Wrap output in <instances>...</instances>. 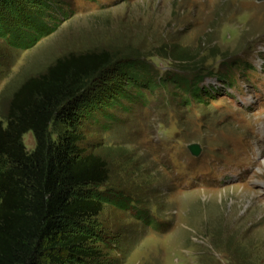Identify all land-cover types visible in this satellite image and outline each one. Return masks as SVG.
<instances>
[{
    "label": "rangeland",
    "instance_id": "1",
    "mask_svg": "<svg viewBox=\"0 0 264 264\" xmlns=\"http://www.w3.org/2000/svg\"><path fill=\"white\" fill-rule=\"evenodd\" d=\"M13 2L9 11L0 6V26L20 28L24 43L0 35L2 118L18 89L57 59L116 58L86 89L85 101L98 110L77 129L80 149L100 156L110 172L99 191L133 203L129 210L105 204L81 223L93 235L88 249L100 255L73 263L264 264V0ZM33 18L48 32L29 43ZM126 60L144 61L153 79L201 76L199 88L215 99L204 95L206 106L185 94L184 107L170 84L141 85L137 99L127 85L135 71L119 64ZM60 129L51 126L52 141ZM22 143L27 152L35 148L31 133Z\"/></svg>",
    "mask_w": 264,
    "mask_h": 264
},
{
    "label": "trees",
    "instance_id": "2",
    "mask_svg": "<svg viewBox=\"0 0 264 264\" xmlns=\"http://www.w3.org/2000/svg\"><path fill=\"white\" fill-rule=\"evenodd\" d=\"M13 1L0 0V6L9 11ZM32 24L37 36L28 34L29 43L48 32L41 20L33 18ZM19 29L2 23L0 35L7 43L22 46ZM115 60L109 52L59 58L42 75L26 81L13 95L7 114L0 116V264H74L73 260L97 258L99 252L88 249L93 235L81 223L100 215L105 204L129 210L133 203L121 193L99 191L109 182L110 172L100 156L80 149L77 129L80 119L98 110L86 102V89L113 69ZM119 64L135 71L127 85L137 99H142L141 85L154 91L165 84L179 90L177 98L184 107L185 94L206 106L204 95L214 98L212 89L199 88L201 76L190 81L176 74L153 79L144 61ZM53 125L61 127L54 141ZM26 133L35 139L32 152L22 143ZM134 215L148 216L142 211Z\"/></svg>",
    "mask_w": 264,
    "mask_h": 264
},
{
    "label": "water",
    "instance_id": "3",
    "mask_svg": "<svg viewBox=\"0 0 264 264\" xmlns=\"http://www.w3.org/2000/svg\"><path fill=\"white\" fill-rule=\"evenodd\" d=\"M192 156L198 157L201 153V149L197 144H191L187 147Z\"/></svg>",
    "mask_w": 264,
    "mask_h": 264
}]
</instances>
